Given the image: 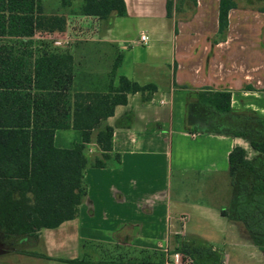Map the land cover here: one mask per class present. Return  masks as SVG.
Instances as JSON below:
<instances>
[{
    "label": "crops",
    "instance_id": "1",
    "mask_svg": "<svg viewBox=\"0 0 264 264\" xmlns=\"http://www.w3.org/2000/svg\"><path fill=\"white\" fill-rule=\"evenodd\" d=\"M125 3L126 16L113 13L82 23L91 35L44 34L68 38L66 49L57 47L72 56V90L115 92L120 78L126 77L141 85L153 83L157 91L149 102L143 100L147 93L128 94V103L117 105L101 122L114 127L113 153L120 154L121 162L85 169L87 196L78 215L35 235L6 236L1 228L0 264H164L178 233L175 211L186 202L180 198L172 206L173 169L193 172L200 182L220 174L230 184L231 150L239 145L248 156L258 154L243 138L204 132L202 120L190 123L188 107L203 87L228 89L234 111L264 117V12L237 4L229 12L226 31L220 33V0H197L195 6L186 2L185 11L172 17L167 16V0ZM142 35L149 37L147 44L141 42ZM79 44H84L82 53H77ZM80 142L77 129L55 131L58 148ZM87 148L91 159L101 154L94 139ZM226 202L196 207L214 218L218 233L230 232L236 241L257 247L241 223L220 216L216 209Z\"/></svg>",
    "mask_w": 264,
    "mask_h": 264
},
{
    "label": "trees",
    "instance_id": "2",
    "mask_svg": "<svg viewBox=\"0 0 264 264\" xmlns=\"http://www.w3.org/2000/svg\"><path fill=\"white\" fill-rule=\"evenodd\" d=\"M186 2L195 6L197 0H167V16L183 13ZM237 4L220 0V33ZM259 10L264 12V6ZM113 13L127 15L125 0H0V227L6 236L35 235L75 218L87 196L85 169L121 162L120 154L113 153L114 127L101 122L117 105L128 103V94L147 93L143 100L149 102L157 91L153 83L141 85L126 77L115 92L74 91L70 51L47 39L33 40L39 31L85 36V20L93 19L92 24ZM188 116L190 123L202 120L204 132L243 138L258 153L250 159L239 145L229 153L233 194L221 214L241 223L264 253V117L234 111L232 92L211 87L192 95ZM66 128L79 130L82 142L58 148L55 131ZM93 139L101 154L91 159L87 147Z\"/></svg>",
    "mask_w": 264,
    "mask_h": 264
},
{
    "label": "rangeland",
    "instance_id": "3",
    "mask_svg": "<svg viewBox=\"0 0 264 264\" xmlns=\"http://www.w3.org/2000/svg\"><path fill=\"white\" fill-rule=\"evenodd\" d=\"M237 3L241 6L252 5L259 9L264 6V0H237ZM92 20L87 19L84 22H91ZM84 33L91 35L92 31L87 30ZM52 38L49 34L37 32L33 40L42 41L47 39L48 41H53ZM83 45L79 44L77 46V53H82ZM67 46L62 45L59 47L66 49ZM138 49L144 48L139 46ZM248 157L250 159L256 158V156ZM170 180L172 206H175L176 201L180 198L186 201L183 204H179L174 214V217L178 219V233L173 235V243L168 250L170 253L178 251L185 257L192 259L193 264H264V254L260 249L252 244L236 241L233 238L234 235L230 232L218 233L216 230L218 229V223L214 218L208 215L207 212L202 213V210L200 211L196 207V204L211 205L210 202L219 204L227 200L223 207L216 209L222 216L221 210L228 209L231 203L233 194L231 180L230 184H226L225 177L219 174L215 177H209L207 181L200 182L196 179L193 172H179L176 169H173ZM229 220L238 225V221ZM194 232H197L198 235ZM200 237L212 240L213 244L202 240Z\"/></svg>",
    "mask_w": 264,
    "mask_h": 264
},
{
    "label": "built area",
    "instance_id": "4",
    "mask_svg": "<svg viewBox=\"0 0 264 264\" xmlns=\"http://www.w3.org/2000/svg\"><path fill=\"white\" fill-rule=\"evenodd\" d=\"M52 39L54 46L56 47L69 44V40L66 37L56 36ZM140 39L144 44H147L149 42V37L147 35H142ZM164 264H193V261L192 259L182 255V253L178 251H174L171 253L167 251L164 259Z\"/></svg>",
    "mask_w": 264,
    "mask_h": 264
}]
</instances>
